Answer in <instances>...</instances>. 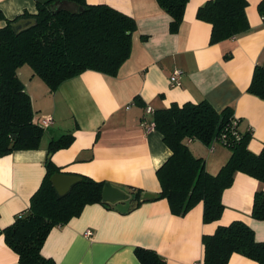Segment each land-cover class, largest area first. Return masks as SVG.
<instances>
[{
	"label": "crops",
	"instance_id": "0c3cea01",
	"mask_svg": "<svg viewBox=\"0 0 264 264\" xmlns=\"http://www.w3.org/2000/svg\"><path fill=\"white\" fill-rule=\"evenodd\" d=\"M46 0H0V28L23 14L35 15ZM210 0H188L176 33L171 18L156 0H85L107 5L132 18L131 53L114 77L94 71L64 81L54 92L28 66L17 77L31 100L34 120L51 116L38 150L16 151L0 157V231L9 227L29 206L45 176L50 159L60 173L105 181L116 187L139 189L144 197L160 192L156 171L171 156L162 136L147 126L153 113L176 104L208 102L217 112L229 107L238 119V131L250 133L248 149L259 154L264 144V101L247 93L254 67L264 61V23L257 6L246 0L249 29L210 45L211 25L197 19L200 6ZM181 72L180 85L169 77ZM150 112H147V110ZM71 136V144L48 154L51 141ZM191 154L217 175L231 152L219 142L205 145L188 139ZM264 183L241 173L222 195L219 220L204 224L203 204L185 216L170 213L166 200L146 202L130 210L132 202L112 208L87 205L66 225L53 228L41 255L56 264H139L136 247L157 253L165 264H202V237L217 227L241 221L264 242V221L251 217L254 193ZM89 232L90 235H86ZM0 264H19L0 235ZM227 264H257L232 254Z\"/></svg>",
	"mask_w": 264,
	"mask_h": 264
},
{
	"label": "trees",
	"instance_id": "16d2710c",
	"mask_svg": "<svg viewBox=\"0 0 264 264\" xmlns=\"http://www.w3.org/2000/svg\"><path fill=\"white\" fill-rule=\"evenodd\" d=\"M70 2L81 10L76 14L51 10L55 3ZM170 18V31L176 33L188 0H156ZM246 0H210L200 6L196 17L211 25L209 44L230 40L249 29L245 15ZM35 15L23 14L0 28V157L16 151L38 150L44 129L34 120L31 100L17 77V70L28 66L54 92L64 81L85 71L114 77L131 53L135 21L107 5H88L85 0H46L37 3ZM257 10L264 23V0ZM35 19L36 25L15 35L10 25L20 19ZM3 16L0 12V20ZM247 93L264 101V61L254 67ZM237 120V126L233 122ZM238 119L231 108L217 112L208 102L171 105L153 113L154 129L171 156L156 171L160 192L144 197L139 189L127 188L133 210L146 202L166 200L170 213L183 217L197 204H203L202 220H219L224 210L223 192L233 184L237 173L264 183V144L259 154L248 149L250 133L238 131ZM188 139L205 145L219 142L231 156L217 175L205 171L202 159L195 158L186 146ZM67 135L48 145V154L67 148ZM60 170L50 159L45 176L31 196L28 208L0 231L5 245L17 255L19 264H56L41 255L49 232L66 225L87 205L113 206L101 201L105 181L78 176L64 196L50 183ZM251 217L264 221V192L254 193ZM202 264H227L232 254L264 264V242L255 241L253 231L241 221L219 226L212 235L203 236ZM139 264H165L154 251L136 247Z\"/></svg>",
	"mask_w": 264,
	"mask_h": 264
},
{
	"label": "water",
	"instance_id": "95a60500",
	"mask_svg": "<svg viewBox=\"0 0 264 264\" xmlns=\"http://www.w3.org/2000/svg\"><path fill=\"white\" fill-rule=\"evenodd\" d=\"M51 10L55 12L67 11L76 14L81 12L82 9L70 2H60L53 4ZM34 25H36L35 19L26 18L12 23L10 28L15 35H18L20 32L29 29ZM79 181L80 178L78 176L62 173L53 174L50 178V183L59 196L66 195L70 188ZM131 198L132 196L127 191L110 183H105L101 191V201L111 206L128 202Z\"/></svg>",
	"mask_w": 264,
	"mask_h": 264
},
{
	"label": "built area",
	"instance_id": "2783aa9c",
	"mask_svg": "<svg viewBox=\"0 0 264 264\" xmlns=\"http://www.w3.org/2000/svg\"><path fill=\"white\" fill-rule=\"evenodd\" d=\"M180 78H181V72L179 70H174L170 77H169V83L171 86H179L180 85ZM147 112H150L148 109ZM37 124L42 127L43 129L47 128L52 123V117L51 116H43L39 119V121H36ZM233 126H237V120L233 122ZM148 130H154V124H150L147 126ZM86 235H90L89 232L86 233Z\"/></svg>",
	"mask_w": 264,
	"mask_h": 264
}]
</instances>
